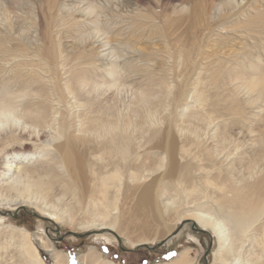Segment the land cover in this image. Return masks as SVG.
Returning <instances> with one entry per match:
<instances>
[{
  "label": "bare ground",
  "instance_id": "1",
  "mask_svg": "<svg viewBox=\"0 0 264 264\" xmlns=\"http://www.w3.org/2000/svg\"><path fill=\"white\" fill-rule=\"evenodd\" d=\"M31 2L0 4V241L16 246L22 264H47L41 250L54 264H115L94 248L60 251L43 234L5 225L1 212L31 203L57 219L69 213L71 222L76 207L88 218H81V228L111 231L142 246L155 239H133L113 217L120 202L136 200L164 235L185 220L212 230L218 247L211 264H264V134L253 136L251 127V118L264 124L262 56L247 46L229 57H204L206 34L187 51L174 49L163 27L164 49L144 54L125 40L124 47L108 49L105 63L99 50L108 40L95 54L91 44L112 30L113 20H98L110 17L107 7L97 0L84 9L68 7L67 0ZM171 7L177 14L189 9L182 2ZM222 12L209 15L218 20L205 30L227 29ZM257 14L237 19L250 40L264 34V15ZM27 26L35 28L36 41L22 38ZM71 35L77 43L68 50ZM128 52L141 55L120 61ZM157 54L164 65L173 64L166 70L151 65ZM190 74L196 77L187 82ZM220 98L234 105L226 114L216 108ZM182 100L190 107L178 113ZM246 109L251 117H234ZM220 119L223 124L214 125ZM235 147L243 150L230 160ZM56 188V200L69 195L74 205L48 207ZM209 190L218 211L186 209L182 196ZM191 251L165 264H195Z\"/></svg>",
  "mask_w": 264,
  "mask_h": 264
},
{
  "label": "rangeland",
  "instance_id": "2",
  "mask_svg": "<svg viewBox=\"0 0 264 264\" xmlns=\"http://www.w3.org/2000/svg\"><path fill=\"white\" fill-rule=\"evenodd\" d=\"M39 1L40 0H32L31 6L36 7ZM82 1L83 3L79 5ZM87 1L88 0H67L66 4H68L70 8L76 6V8L79 7V9H84ZM97 1L100 6L107 7L108 10H110L108 11L106 9L111 17L104 15L99 16V22H103L102 24L104 25L105 21H109L110 19L113 20L111 21L112 24L110 27L112 30H110L109 34L99 39L98 35L96 39L92 40L93 44H91V48L94 54L99 47L104 44L105 40H108L109 46L99 50V61L101 62H109L110 58L107 59L104 55L107 56L110 47L116 46L122 48L124 46H119V43H124L126 41L134 44L138 49L142 50L143 52L141 53L144 54L164 49L162 40V38L164 39L162 36L166 33L164 28H167L168 39L171 46H174V49L180 47L187 51V48H191L192 40L200 36L203 37L205 34L207 35L209 33L210 30L207 31L205 28L208 27L210 22L211 25L217 23L216 20H218V18L212 20L209 19V15H217L220 9L223 12L219 15L223 16L224 24L227 22V29H222L219 26L218 28L213 27L209 36L207 35L206 37L205 35L204 41L201 42L203 44V56H210L211 59H217L225 54V57H229L234 51L238 52L239 49L248 46L247 48L253 47V50L262 56V61L264 60V34L259 35L253 33L254 39L250 40V37H247L241 32L237 20L240 18V20L244 21L258 17L257 13H263L264 15V0H207L209 2L207 6L204 0H112V6L105 3V0ZM1 2L2 0H0V4ZM181 2L189 8H187L188 10L186 12L184 11V13L177 14L169 11L172 8L171 6L178 3L180 4ZM210 3L212 5L215 4L213 11L210 10ZM164 9L165 12L163 11ZM197 9L199 10L197 11ZM156 13H158L160 17L159 15L157 16ZM140 15L144 17L147 16L148 18H141ZM247 15L249 16L248 18H246ZM195 18L199 19H196V21ZM113 22L115 24H113ZM158 26H161L159 30L156 28ZM20 34L26 41H36L37 34L33 27L29 28L27 26L20 31ZM71 36L73 37L66 38L65 40L67 48H69L68 50H72V46L77 43L76 39H74L75 35ZM133 53L134 52H128L120 61L137 60L138 56L141 55L140 52L137 53L138 55ZM159 55L160 54H157L155 56L157 59L155 62H151V65H160V69L166 70L168 66L170 67L173 64L170 62L164 65L160 58L162 56ZM195 77L196 76L190 74L187 76L186 81L192 82ZM191 88L192 87H188L187 90ZM214 101L217 103L216 108L220 114H226L228 112L226 109L228 106L234 107L232 103L230 104V101H225V98H220L217 101L214 99ZM189 102L190 101L182 100L178 107V113L189 109ZM249 113H252V109H246L242 114L234 117L236 119H241L240 117L243 116L248 119V117H251ZM216 121L214 125H216V123H222V119ZM251 121L254 122L251 126L255 131L253 136L259 137L263 135L264 124L256 122L252 118ZM243 132V135L246 136L247 132L245 128ZM211 133H213V131ZM235 148L233 149V155L230 157V160L238 157L243 150L242 147ZM59 193L60 191L57 189L53 193L54 196L52 193L50 194L51 202L48 203V207L57 204L59 209H61L67 203H70L72 206L74 205L75 199L69 195L65 196L62 199L63 201L56 200L58 197H55V195ZM211 193L212 191L209 190L201 195L198 194L189 197H186V195L182 196L183 199H185L186 209L193 210L194 208V210L201 209L207 212L218 211L217 202L214 201L215 197L211 198L207 196L211 195ZM136 203V200L133 202L128 201L126 204L120 202L118 209L113 212V217L119 218L117 219V223L120 222L123 228L125 225L126 228H124V230H126L133 239L137 240L144 237L155 239V241L143 246L135 245L124 237L116 236L111 231L95 228H81L78 226V223L83 218H87V216L83 215L76 207L73 210L75 215L73 216L72 213L73 221L71 222L69 221V213L68 215H64L61 219H57L31 203H26L24 206L16 209L4 208L2 209L1 215L5 218L3 222L5 225L10 224L31 232L43 234L60 251L81 254L88 252L90 248H94L101 253L103 258L115 264H165L176 258V256L185 249L192 250L191 256L196 257L195 264H211L213 262V253L217 249L218 243L216 235L212 230L202 228L196 223L185 220L176 222L172 233L164 235L162 226L156 225L149 212L147 213L144 209L138 208ZM42 207L44 208L45 205L43 204ZM169 241L170 243H168ZM3 242L4 240L0 241V264H22L20 261L21 258L19 257V250L16 246L11 245L7 241ZM41 255L47 264H54L49 254L41 250Z\"/></svg>",
  "mask_w": 264,
  "mask_h": 264
},
{
  "label": "snow or ice",
  "instance_id": "3",
  "mask_svg": "<svg viewBox=\"0 0 264 264\" xmlns=\"http://www.w3.org/2000/svg\"><path fill=\"white\" fill-rule=\"evenodd\" d=\"M73 264H75V262L73 261Z\"/></svg>",
  "mask_w": 264,
  "mask_h": 264
},
{
  "label": "water",
  "instance_id": "4",
  "mask_svg": "<svg viewBox=\"0 0 264 264\" xmlns=\"http://www.w3.org/2000/svg\"><path fill=\"white\" fill-rule=\"evenodd\" d=\"M143 246V245H142Z\"/></svg>",
  "mask_w": 264,
  "mask_h": 264
}]
</instances>
